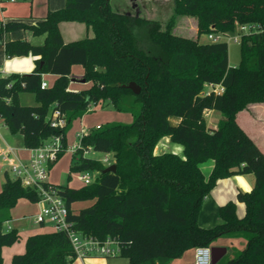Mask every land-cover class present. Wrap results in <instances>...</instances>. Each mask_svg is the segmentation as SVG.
I'll use <instances>...</instances> for the list:
<instances>
[{
  "label": "trees",
  "instance_id": "1",
  "mask_svg": "<svg viewBox=\"0 0 264 264\" xmlns=\"http://www.w3.org/2000/svg\"><path fill=\"white\" fill-rule=\"evenodd\" d=\"M109 1L65 0L63 8L49 11L34 25L0 20L5 56L38 58L30 73L0 77V118L7 131L20 134L27 149L58 137L61 148L49 169L66 150L65 134L73 120L97 104L130 114L129 124L99 126L81 138L69 171L95 173L90 184L79 189L54 185L73 229L101 241L116 240L118 256L126 264H168L186 251L216 247L218 240L238 236L245 239V247L216 264H264V154L236 122V115L250 104L264 103V0H172V16L163 25L114 11ZM181 16L196 18L199 36L234 33L247 24L259 25L262 32L241 37L239 63L230 67L225 42H198L172 31L175 17ZM61 22L82 23L92 36L64 43ZM18 30L43 36V43L6 40ZM74 65L82 67V80L90 83L87 89H68ZM45 74L56 80L42 89ZM129 82L140 88L137 95L121 87ZM210 85L222 91L215 93ZM22 93L33 94L35 104L21 105ZM55 111L64 118L62 127L51 126ZM208 111L222 116L215 127L207 124ZM164 137L181 146L182 156L154 154ZM90 151L108 154L110 164L88 158ZM208 161L213 166L205 176L200 167ZM112 164L115 171L103 173ZM236 175L253 176L251 190L236 194L243 216L236 215V202L228 201L217 208L218 224L199 226L200 210L217 181ZM38 194L5 172L0 264L1 249L19 240L16 229H4L11 221L10 210L19 199L37 203ZM78 202L91 204L76 211L72 205ZM25 241L24 252L13 255L10 264L75 260L63 233L33 234Z\"/></svg>",
  "mask_w": 264,
  "mask_h": 264
},
{
  "label": "crops",
  "instance_id": "2",
  "mask_svg": "<svg viewBox=\"0 0 264 264\" xmlns=\"http://www.w3.org/2000/svg\"><path fill=\"white\" fill-rule=\"evenodd\" d=\"M16 2L17 0L14 1L5 0L2 3V5L0 6L1 7L0 20L2 22L7 23V22L21 21L28 25H34L37 22L42 21L46 17L49 11L51 12L61 9L64 7L65 4V0H28V2L26 1L24 3L25 6L19 9L15 7L16 5L14 6ZM7 5H13V6L8 7ZM58 28L60 30V34L64 43H68L71 41L82 39L84 37L92 36V31L90 29H87L84 24L78 22H61L58 25ZM43 39H44L43 36L33 37L28 30L13 31L6 35V40L8 41L26 40L33 45L42 44ZM37 59H38L37 57L35 56L32 57L31 55L7 58L4 54L3 46L0 45V77H6L10 74H15V75L28 74L35 68V63H36L35 61ZM82 76H83L82 67L79 65L72 66L71 73L69 76L70 82L68 85V89L70 91L76 92L79 90L87 89L90 86V83L82 82ZM47 79L49 82L48 84L45 82ZM55 80L56 77L54 75H49V74L42 75V82L46 83L48 86H51ZM93 108L95 110L96 107ZM206 115L207 116L209 115L210 117L214 116V112L208 111L206 112ZM82 118L83 117L79 118L78 121L80 122ZM236 118H237L236 122L242 128V131H244L248 135V137L256 144L259 150L264 154V103L250 104L245 110L239 112L236 115ZM175 123H177V120L174 122V124ZM98 125H100V123L99 124L97 123L95 126L98 127ZM211 127H215V126L213 125ZM3 129L7 131L2 119L0 118V148L9 146L13 148L14 150L13 154L15 155L16 158L20 160H27L30 156V150L25 148L24 146L23 148H18L11 145L12 143H10V138L6 137L3 134ZM82 130H85L88 133V130L84 129L83 127L80 129V131H78V133H80ZM78 133L76 134V137ZM76 144H74V146H76ZM169 144H172L170 142L169 137L162 138L155 146L154 154L160 155L162 153H166ZM72 148L73 146L68 149V151L71 154H72V150H71ZM205 163H209L208 173L206 175L203 173L205 176H207L213 166V162L208 161ZM5 172L6 170L3 171V174H5ZM6 173L9 175L10 178L12 177L8 172ZM3 181L4 179H2L1 185ZM1 185H0V190H1ZM253 185L254 184H253L252 175H236L226 178L225 180L223 179L217 181V184L213 187V189L210 191L208 196L205 198L206 200H204V203L199 213L200 216H198L199 226L203 228H210L218 224L220 220L218 218L219 216L217 214V208L228 201L236 202V215L239 216V218H241L244 214V206L242 203H240V201L238 202V200H236V194L238 193V191L249 192ZM72 208L76 211L78 210L74 208V204L72 205ZM13 209L10 210L11 221L13 220L11 214ZM38 210L39 209H36L31 213L32 219ZM44 227L45 226H43V228ZM9 228L10 229L14 228L17 230V228L10 226L7 227V230ZM47 232H51L50 226L46 231H38L30 235L38 234V233H47ZM19 238H20V234H19ZM238 238L241 240L238 241ZM238 238L220 239L217 241L216 247L226 249L224 256L228 254L232 255L233 250H241L242 246L246 244L244 238L239 236ZM234 242L236 245H234ZM14 247L15 245H12L10 247H3L1 249V255L3 257L2 264H10L11 257L13 255L22 254L24 252V251L23 252L15 251ZM21 248L24 250V246ZM193 252H194L193 249L186 251L180 258L173 259V261L172 260L169 261L168 264H193Z\"/></svg>",
  "mask_w": 264,
  "mask_h": 264
},
{
  "label": "rangeland",
  "instance_id": "3",
  "mask_svg": "<svg viewBox=\"0 0 264 264\" xmlns=\"http://www.w3.org/2000/svg\"><path fill=\"white\" fill-rule=\"evenodd\" d=\"M28 0H17L14 4L15 7L21 9L25 2ZM110 7L112 10L117 11L119 13H127L132 16H139L141 18L147 20H153L161 23L162 25L166 23L172 16L173 3L172 0H110ZM11 7L13 5H7ZM172 31L176 34H180L182 36L190 37L193 39H197L198 42H207V35H198V31L196 28V18L193 16H181L175 17L174 25ZM228 47V64L230 67H235L238 65L240 60V46L233 42H226ZM79 80V79H76ZM47 84L48 79L45 81ZM34 95L31 93H22L19 95V103L23 106H31L34 104ZM92 110L84 114L82 120L79 122L78 119L73 120L68 127L65 134V142H66V150L63 152L62 156L53 163L52 167L48 169L47 181L51 184L60 186L67 185L69 188L79 189L85 186L81 181L77 179L79 174L87 175L89 180H93L95 178V173L93 172H70L69 165L73 158L72 154L68 151V149L74 144L78 142L76 134L83 127L84 129L93 130L97 126V123L104 126L110 123H123L129 124L132 120L131 115L128 113H121L113 110L110 106L101 107L100 104H97ZM214 116H207V124L209 126H216L217 122L222 118L221 114L217 111H213ZM172 123L176 121L175 118L170 120ZM3 134L10 138L11 145L23 148L22 136L20 134L11 135L9 132L3 129ZM182 148L181 146L176 144H169L167 152L174 153L178 156H182ZM88 158H93L97 160H101L103 158V154L96 153L90 151L87 154ZM202 172L206 175L208 173L209 163H205L201 165ZM6 170V167L0 162V185L2 179H4L3 171ZM11 175V174H10ZM12 176V175H11ZM69 176V177H68ZM90 202H78L74 204L75 209H81L90 205ZM14 208V209H13ZM12 217L13 220L4 225V229L7 230V227H15L20 234L19 240L14 243L15 251H24L21 247L24 246L25 238L35 232L38 231H46L49 226H39L33 223V219L31 218V213L38 209L36 203H31L26 199H19L16 205L13 207ZM241 240L238 238V241ZM237 241V242H238ZM234 245L235 242H234ZM245 245L242 246V249ZM17 248V249H16ZM227 259L231 257L230 254L225 256ZM127 260L123 257H88L82 260L75 259L71 262V264H126Z\"/></svg>",
  "mask_w": 264,
  "mask_h": 264
},
{
  "label": "built area",
  "instance_id": "4",
  "mask_svg": "<svg viewBox=\"0 0 264 264\" xmlns=\"http://www.w3.org/2000/svg\"><path fill=\"white\" fill-rule=\"evenodd\" d=\"M14 1V0H10ZM262 32L259 25H239L234 33L209 34V42H227L233 41L237 44L243 35ZM46 83L41 81L40 88H45ZM209 89L215 93L222 91L218 86L210 85ZM65 124L64 118L60 112H53L51 117V126L62 127ZM99 127V126H98ZM96 127V128H98ZM87 132L82 130L77 135L78 142L73 146L72 154L80 148V140ZM60 139L53 137L36 149H29L30 156L27 160H20L13 154V148L5 146L0 148V162L6 167V172L12 175L13 179L19 180L23 186L37 191L39 200L37 201L38 211L33 220L37 225L50 226L51 232H60L66 235L71 243L74 253V259L83 260L88 257H116L119 254L118 243L116 240L107 238L103 241L94 237L85 236L74 230L73 225L67 220L68 210L64 200L59 196L54 185L47 181L48 163L55 160L56 154L60 151ZM102 163L110 164V156L103 155ZM87 175H78V180L84 185L90 184L91 180ZM193 264H211L210 248L197 247L193 252Z\"/></svg>",
  "mask_w": 264,
  "mask_h": 264
},
{
  "label": "water",
  "instance_id": "5",
  "mask_svg": "<svg viewBox=\"0 0 264 264\" xmlns=\"http://www.w3.org/2000/svg\"><path fill=\"white\" fill-rule=\"evenodd\" d=\"M84 83V80H82ZM122 88H126L130 90L133 94L137 95L140 92V88L134 83L129 82L128 84L121 85ZM115 171V165H110L107 168L103 170V173L107 172H114ZM225 248H219V247H212L210 248V257H211V264H216L222 257L225 255Z\"/></svg>",
  "mask_w": 264,
  "mask_h": 264
}]
</instances>
